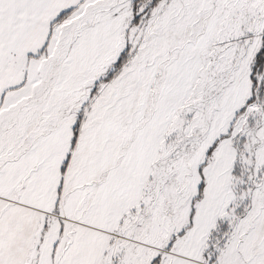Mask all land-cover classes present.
<instances>
[{"label":"snow or ice","instance_id":"snow-or-ice-1","mask_svg":"<svg viewBox=\"0 0 264 264\" xmlns=\"http://www.w3.org/2000/svg\"><path fill=\"white\" fill-rule=\"evenodd\" d=\"M0 264H264V0H0Z\"/></svg>","mask_w":264,"mask_h":264}]
</instances>
